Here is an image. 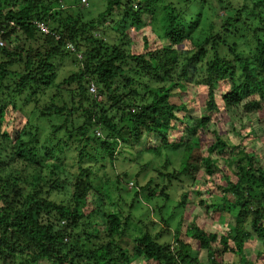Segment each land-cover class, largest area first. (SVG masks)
I'll return each mask as SVG.
<instances>
[{
  "label": "trees",
  "instance_id": "16d2710c",
  "mask_svg": "<svg viewBox=\"0 0 264 264\" xmlns=\"http://www.w3.org/2000/svg\"><path fill=\"white\" fill-rule=\"evenodd\" d=\"M66 1L0 0V264H198L203 254L210 264H260L264 168L248 143L260 140L251 117L264 115V0H241L242 8L232 0H106L91 21ZM206 8L226 14L213 22ZM247 10L262 32L253 51L240 27L252 22ZM146 17L153 38L136 51L132 33L141 34ZM108 23L111 40L101 32ZM70 56L78 71L60 81L56 62ZM181 95L186 101H173ZM201 106L200 117H189ZM234 110L243 114L237 146L211 130ZM145 154L154 160L141 173L163 163L143 185L128 170ZM201 175L220 203L202 200ZM191 192L206 214L233 217L223 234L197 223L200 213L184 221ZM145 207L148 216L132 214Z\"/></svg>",
  "mask_w": 264,
  "mask_h": 264
},
{
  "label": "rangeland",
  "instance_id": "374dc122",
  "mask_svg": "<svg viewBox=\"0 0 264 264\" xmlns=\"http://www.w3.org/2000/svg\"><path fill=\"white\" fill-rule=\"evenodd\" d=\"M88 1V6H83L80 5L81 0H67L65 2V7H73L74 12L76 13V11L78 12V9L81 8V12L84 15L85 20L84 21H91L93 19H96L100 14H102L105 10H106V6H107V1L106 0H87ZM167 4L169 3H173L174 5H178L181 6L182 5V1L183 0H164ZM233 3L236 5V8H242V1L241 0H232ZM68 2V3H67ZM74 2L78 3L75 4ZM211 3L215 4L217 3L216 0H205V4L206 7ZM74 3V4H73ZM160 5H165L164 3H160ZM80 6V7H79ZM206 15L209 17L210 21L213 22H218L220 20V16H223L225 13V11L220 10L219 11V16L216 17L214 16L212 11H209L208 8L205 9ZM250 13V14H249ZM243 15L245 16V19L252 21V22H245L246 24L244 25V27H241L242 32H244L243 34H245L246 36H248L250 38V42H249V46L248 48H250L251 51L255 50V40H254V35L255 33H260L261 29L258 27V19H256V13L251 12L250 10H247V12L243 13ZM149 18H145L144 19V25L142 26L141 29V34H136V33H132L134 40L131 44V47H134V50L136 51H141L142 47H143V43H142V38L144 36H150L151 38H153L151 35V28H148L146 25L149 23ZM109 23L107 25H105V27H103V29H101V32L104 33V35L109 38L110 40L113 39V36L115 35L113 32L108 31V27H109ZM147 27V28H146ZM248 28H251L250 31H248ZM259 28V29H258ZM257 29V30H256ZM118 32V31H117ZM159 40H155V43L153 44V46L158 43ZM167 41H162L161 44L164 45L166 44ZM71 44H68L67 49L74 53L76 52V48L75 47H71ZM191 45L188 44L187 46L181 48L184 50H191ZM245 49L244 46L240 49V51L243 50H249V49ZM245 55H247V52H244ZM78 58H82V55L79 54V56H77ZM57 66H58V71H59V80L62 81L64 78H66L67 76H69L70 74L77 72L78 71V66H79V62L76 61V57H72L70 56V58H64V59H59L56 62ZM186 90L188 91V93L190 95H192L193 97L196 96L197 94V88L196 87H187ZM179 99L181 101H186V96L181 95V96H177L176 99H173L174 102L179 101ZM179 104V103H177ZM203 105V104H202ZM202 107V106H201ZM205 112V109L202 107L200 109V112H197L195 109H191L188 113L189 117L193 118V117H200L202 113ZM228 116V118H226ZM224 120L222 121V117H219V126L218 127H214L211 126V130H216L217 132H219V134L223 135V137H225L224 139L227 140L231 145H239L242 141V136H241V131H242V123L243 121L241 120L243 114L241 112L237 113L235 110L234 111H229L228 115H227ZM252 123L254 126V130L256 131V134L258 136V138L260 140L257 141V143L255 145H253V142H249L248 146L250 147V149H252L254 147L255 150H257L260 155L257 156V162L259 163V165L261 167L264 168V115L260 114V115H253L252 117ZM262 120V121H260ZM224 122V123H221ZM13 120H11L10 125H13ZM44 127H46V130H49L48 128V124L43 122L41 123ZM194 124V122L189 118V120H187V125L189 127H191ZM174 137V136H173ZM146 141V140H144ZM143 144H141L140 149H145L146 148V144L144 142H142ZM152 160H154V157L152 155H148L145 154L144 159L138 161V162H134L132 163L130 170H128V173L131 175V178L133 179L134 176H136L139 172H140V178H139V182L143 185H145L146 182H148V180L155 176L156 173L153 172V168L157 167V165H160L161 162L163 163V160H157L156 163L154 162V165L151 168H148L147 172L141 173V167L146 164L151 162ZM224 167V165H222ZM125 169L127 168V165H124ZM123 167H117L116 170V174L121 173V171H123ZM111 175V174H110ZM223 176L221 174H219V178L217 180L218 183L222 184L223 182ZM235 180V179H234ZM127 182H129V186L130 189L132 187L134 183L133 180L131 181H125L124 182V186H127ZM198 188L201 189L202 192V200L207 203V205H210L211 203H213V201L216 203H220L221 202V194L214 188H212V186L210 184H208V182H205L204 176H200L199 177V183H198ZM177 188L174 190V193L171 192L172 195V199L174 200V203H176V199H179V197H177ZM93 202L95 205H100V199H98L96 197V195H94L93 197ZM131 196L127 195V202L130 203L131 202ZM199 201L194 192H191L190 196H189V205L185 208L183 217H184V221L191 223L194 219V216L197 215V213H200L199 218L197 219V223L201 224L202 227H204L206 230L211 231V232H218L223 234L224 230L227 228H229L231 226V224L233 223V217L228 215V211L226 213L223 214H218L214 212L210 211L209 214H206L204 212V210L202 208H200L199 206ZM146 203V202H145ZM151 205L149 202H147L145 205ZM148 205V206H149ZM159 205L161 206L162 204L159 202ZM93 208V206H91V209ZM152 209V208H151ZM150 209L146 208L145 209H139V211H134L132 212V214L136 213L137 215H143V217L148 216L150 213ZM230 211V210H229ZM232 212H234L233 210H231ZM232 214V213H231ZM229 218V219H228ZM172 223L173 225L176 224ZM185 223V224H188ZM185 230H186V225L182 227V232L183 235L185 236ZM198 244L195 245V250L196 253L195 255L198 256V250L199 247L197 246ZM260 249V245L256 244V247L254 245H251L248 250L246 251L247 254V258L248 259H255L258 250ZM200 253V252H199ZM200 255V254H199ZM204 255V254H203ZM199 256V262L198 264H210L208 262V258H207V254L204 256ZM231 257H227L226 258V264H232L233 261L235 260V258L231 259ZM135 264H156L155 262H147L143 259L137 260L135 262ZM260 264H264V258L263 260H261Z\"/></svg>",
  "mask_w": 264,
  "mask_h": 264
},
{
  "label": "built area",
  "instance_id": "2783aa9c",
  "mask_svg": "<svg viewBox=\"0 0 264 264\" xmlns=\"http://www.w3.org/2000/svg\"><path fill=\"white\" fill-rule=\"evenodd\" d=\"M82 2H83L84 5L88 4L87 0H82ZM39 28H40L43 32H45V33H49V32H50L49 29H48V27H46V26L43 25V24H39ZM1 45H3V43H1ZM72 46H73V45H72ZM72 46H71V47H72ZM90 91H91L93 94H96V93H97V89L94 87V85L91 86Z\"/></svg>",
  "mask_w": 264,
  "mask_h": 264
}]
</instances>
